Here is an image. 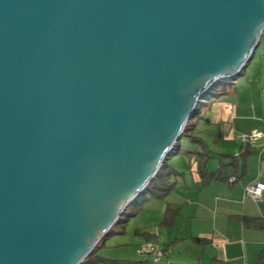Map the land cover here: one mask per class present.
<instances>
[{"label":"water","instance_id":"1","mask_svg":"<svg viewBox=\"0 0 264 264\" xmlns=\"http://www.w3.org/2000/svg\"><path fill=\"white\" fill-rule=\"evenodd\" d=\"M263 31L264 0H0V264H81Z\"/></svg>","mask_w":264,"mask_h":264},{"label":"crops","instance_id":"2","mask_svg":"<svg viewBox=\"0 0 264 264\" xmlns=\"http://www.w3.org/2000/svg\"><path fill=\"white\" fill-rule=\"evenodd\" d=\"M262 37L263 45L259 55L257 56V51L261 46L260 41L246 65L250 68L252 61L256 64L249 80H244L246 73L241 71L237 78L232 80L235 82H228L230 83L229 88H224L222 92L216 93L209 99L206 98L196 116L201 119V113L206 108L207 123L212 125V129L205 131L209 132L212 142L218 145L226 142V147H230L232 152L225 150L215 152L202 138L196 137L198 140L196 144L186 138L180 142L176 155L188 160L186 162L189 170L181 172L178 168L171 167L177 172V176H181L173 190L182 189L186 194L183 192L171 203L180 208L174 220L175 227L171 226L173 227L169 231L171 235L167 237L164 244L176 240L182 241L177 248L184 245L186 255H191L190 259H198L203 264H209L213 258L230 264H264V226L246 224L242 220L243 218L258 219L264 224V193L258 200L245 197V189L249 185L257 182L264 184V136L257 138L253 143L243 144L240 140L241 135L264 131V31ZM244 82H247V85H243ZM230 94H232L231 101L220 99ZM245 147L251 153L244 161L239 160L237 174H233L232 169L227 168L225 173L228 180L213 179L204 184L197 169L198 156L196 153L200 152L199 149L208 154L210 160L217 161L218 155L238 156ZM242 166L244 171L241 175ZM216 168L217 165L210 163L207 165L209 172H214ZM231 178L234 180L230 181ZM182 213L187 215L184 218L191 220L189 229L174 235ZM156 237L160 243L159 234L153 235L151 239H156ZM171 237L175 240H169L172 239ZM193 238L203 241L197 243L191 240ZM199 245H202V253ZM171 263L185 264L173 261Z\"/></svg>","mask_w":264,"mask_h":264},{"label":"rangeland","instance_id":"3","mask_svg":"<svg viewBox=\"0 0 264 264\" xmlns=\"http://www.w3.org/2000/svg\"><path fill=\"white\" fill-rule=\"evenodd\" d=\"M260 42H261V46L259 50L257 51V56L259 55L260 53L259 51H261L260 49L262 48V45H263V37L261 38ZM255 67H256V64L255 62L252 61L250 68L246 67L244 70H242V73L244 72L246 73L245 79H244L245 81L249 80V77ZM228 82L230 81L222 80V79L217 81L216 84L214 85V88L208 91L205 94V96H207L209 93L218 94L222 92L224 88H229L228 86H230V83L228 84ZM232 82H235V81H232ZM243 85H247V82H244ZM231 95L232 94L220 97V99L222 101H229V100L231 101L232 100ZM203 101L204 100H201V102L198 103L196 109L194 110V113L199 111ZM205 112H206V108H204L201 113V117H202L201 119L199 117V118H196L195 120L194 117H192L191 120L193 119L194 120L192 124L193 129L190 132L191 136L195 138L196 137L202 138V140L211 148V150L215 152H221L222 150H225L226 152H232L230 147H226L227 145L226 142H222L219 145L216 142H212L211 138L209 137V132L205 131L206 129H212V125H209L207 123L206 118L208 117V115L205 114ZM214 131H216V129ZM257 133L261 134V133H264V131L263 132H253L249 135L248 134L241 135L240 140L243 144L253 143L254 141L249 142V138L252 135L257 134ZM242 137H246V140H242ZM192 143L196 144L197 142L192 141ZM198 151L201 152L200 149ZM196 156H198V154ZM209 160H208L207 165L209 163L211 165H218V161L216 160L209 161ZM186 161L188 160H185V158L182 156L179 157L177 155H174V156L170 155L168 157L167 162H168L169 167L173 166V168L176 167L179 169V171L185 172L186 169L187 171L189 170V168H187L188 163ZM180 178L181 176L171 175L169 179L165 177L164 181L166 182V180H168V182L170 181L171 183H177L180 181L179 180ZM231 179L234 180V178H231ZM183 192L186 194L184 190L176 189L175 191L172 190L171 192L166 194L164 197L154 198V197L148 196L149 199H146L145 201L141 203L137 202L136 204L134 203L131 204L129 206V210L127 211V213H129L131 209H134L135 207L139 205L140 211L138 212V214L130 218V220L126 223V225L124 224L125 226L121 225V223L115 224L113 226V230L117 233H114V231L111 232L109 237H107L106 240H104L103 245H100L99 248L96 249L94 254L97 255L98 257H102L105 259H112V260H133V261L148 260L151 264H167L169 262L171 263V261L178 262V263H185V264H192L194 262L195 263L198 262L199 261L198 259L192 260L189 258V256L191 255H186L184 251V248L186 247L184 245L181 246L182 248L181 247L177 248V246H179V244L182 243V241L177 242L175 245H171V246H168L171 243L164 244L166 243L165 241H167V237L171 235V232L169 231L173 228V227L171 228L169 226L162 225L166 208L172 205L171 203H173L176 200V198L181 196ZM181 215L182 217L178 220V226L176 228V232L174 233V235H176L177 233L181 234L183 230L189 229V225H190L189 221L191 222V220L189 218L187 219L184 218V216H187V215L183 213ZM174 227H175V224H174ZM158 234L160 236V240H159L160 243L158 242L157 237L155 240H154L155 237L151 239L153 235L157 236ZM169 240H173V238ZM148 247H152L153 249L154 247H157L160 250L159 260H155L154 251L150 253L142 252ZM199 247L201 248L200 252L202 253V245H199Z\"/></svg>","mask_w":264,"mask_h":264},{"label":"trees","instance_id":"4","mask_svg":"<svg viewBox=\"0 0 264 264\" xmlns=\"http://www.w3.org/2000/svg\"><path fill=\"white\" fill-rule=\"evenodd\" d=\"M261 20V17L256 16L254 17L248 24H245L242 28V30L246 33H248V35H252L257 27V24L259 23V21ZM232 66H228L225 68V70H231ZM230 83H232V81H230ZM215 94H211L209 93L207 95V98L209 99L210 97H213ZM198 115V112L193 113V117L194 119L196 118V116ZM193 119V120H194ZM193 120H190L184 130L183 133L181 135V139L175 144L171 156L176 155L179 148H180V142L186 138H189L191 141L193 142H198V140L195 137H192L190 132L193 129ZM251 153V151L248 148H244L242 150V152L238 155V156H231V155H218L217 156V161H218V165L217 168L214 172H209L207 170V163L209 160V156L208 154L204 153V152H199L198 154V163H197V169H198V174L199 176L203 179L204 184H207V182L211 181V180H228V176L226 175L225 171L227 168L232 169V173L233 174H237L239 172L238 170V166H239V160L244 161L246 159V157ZM168 158L165 161V163H163L161 170L157 173L156 177L151 181V183L145 188V190L140 193L123 211V213L121 214V216L118 218L117 223H121V225L125 226L126 223L130 220V218L134 217L135 215L138 214V212L140 211V207L139 205L137 207H135L134 209H131L129 213H127V211L129 210V206L131 204H136L137 202L141 203L143 201H145L146 199H149L148 196L150 197H164L166 194H168L169 192H171L174 188H175V183H171L170 181L168 182V180H165V177H167V179L170 178L171 175H177V172H175L174 170H172L171 167H169L168 165ZM238 170V171H237ZM243 166L240 168V174H243ZM169 177V178H168ZM116 200L112 199V201L109 203V209L110 211H113L115 208V204H116ZM140 200V201H139ZM179 206H174V205H170L166 208L165 214H164V218H163V222L162 225L165 226H173L174 225V220L176 218V216L178 215L179 212ZM124 217V218H123ZM246 224H252L254 226H260L263 227L264 224L258 220V219H248V218H243L242 219ZM125 224V225H124ZM113 228L109 230V232L98 242V244L96 245V247L92 250V252L83 260V262L81 264H151L148 260H142V261H133V260H112V259H105L102 257H98L97 255L94 254V252L96 251L97 248H99V246L101 245L102 241L104 239H106L107 237H109V235L111 234V232H113ZM114 233H117L114 231ZM113 233V234H114ZM155 240V239H154ZM194 242L200 243L203 240L199 239V238H193L191 239ZM177 242H179L178 240L172 242L170 245H175ZM170 264H174V263H170ZM195 264H203L202 262L198 261ZM209 264H230L228 262H225L223 260L217 259V258H213Z\"/></svg>","mask_w":264,"mask_h":264},{"label":"built area","instance_id":"5","mask_svg":"<svg viewBox=\"0 0 264 264\" xmlns=\"http://www.w3.org/2000/svg\"><path fill=\"white\" fill-rule=\"evenodd\" d=\"M264 136V133H257L252 135L249 138V142H253L255 141L257 138H260ZM242 140H246V137H242ZM230 181H233L232 179H230ZM264 193V184L262 183H254L252 185H249L246 189H245V197L248 199H252V200H258L263 196ZM154 251V257L155 260H159V256H160V250L157 247H154V249L152 247H148L147 249H145L144 253H150Z\"/></svg>","mask_w":264,"mask_h":264}]
</instances>
